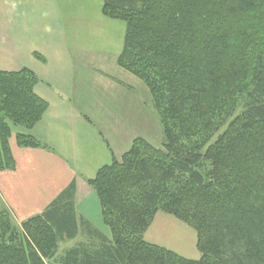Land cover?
<instances>
[{
	"label": "trees",
	"instance_id": "trees-1",
	"mask_svg": "<svg viewBox=\"0 0 264 264\" xmlns=\"http://www.w3.org/2000/svg\"><path fill=\"white\" fill-rule=\"evenodd\" d=\"M103 11L126 25L118 64L147 87L162 146L137 138L89 182L110 238L80 224L69 189L19 228L0 211V264H264V0H104ZM37 82L0 71V170L15 163L10 124L31 130L47 109ZM159 213L193 229L199 259L146 240ZM80 231L100 242L58 257Z\"/></svg>",
	"mask_w": 264,
	"mask_h": 264
},
{
	"label": "crops",
	"instance_id": "crops-1",
	"mask_svg": "<svg viewBox=\"0 0 264 264\" xmlns=\"http://www.w3.org/2000/svg\"><path fill=\"white\" fill-rule=\"evenodd\" d=\"M103 7L104 0H0V71L32 72L34 93L47 104L31 130H12L15 163L0 170V211L17 224L71 189L80 224L110 235L89 182L135 139L154 145L159 116L150 94L118 64L126 25L107 17ZM18 134L40 146H19Z\"/></svg>",
	"mask_w": 264,
	"mask_h": 264
},
{
	"label": "rangeland",
	"instance_id": "rangeland-1",
	"mask_svg": "<svg viewBox=\"0 0 264 264\" xmlns=\"http://www.w3.org/2000/svg\"><path fill=\"white\" fill-rule=\"evenodd\" d=\"M10 126L12 130L17 128L11 124ZM152 134L153 138L150 137V139H152L153 144L156 147L160 148L163 142V128L160 123V119H157L156 117ZM14 224L17 223L14 222ZM17 227L19 228L20 224H17ZM107 237H110V235L107 234ZM93 238L95 237L93 236ZM93 238L92 236L88 235V232H85L80 236V238L61 243L58 250V257L65 255V252L77 243L83 241H86L85 243L88 244L100 242L98 240H94L92 242ZM147 238L150 242L168 248L186 258L196 260L200 258V253L198 252L196 247L195 232L189 226L178 221L172 216L159 213L148 231Z\"/></svg>",
	"mask_w": 264,
	"mask_h": 264
}]
</instances>
